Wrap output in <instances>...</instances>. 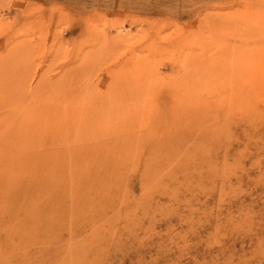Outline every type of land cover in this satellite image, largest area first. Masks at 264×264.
Masks as SVG:
<instances>
[{
    "label": "rangeland",
    "instance_id": "rangeland-1",
    "mask_svg": "<svg viewBox=\"0 0 264 264\" xmlns=\"http://www.w3.org/2000/svg\"><path fill=\"white\" fill-rule=\"evenodd\" d=\"M0 264H264V0H0Z\"/></svg>",
    "mask_w": 264,
    "mask_h": 264
}]
</instances>
